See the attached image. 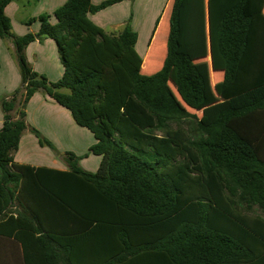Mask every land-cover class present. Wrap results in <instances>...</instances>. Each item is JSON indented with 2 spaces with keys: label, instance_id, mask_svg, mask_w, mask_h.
Instances as JSON below:
<instances>
[{
  "label": "trees",
  "instance_id": "obj_1",
  "mask_svg": "<svg viewBox=\"0 0 264 264\" xmlns=\"http://www.w3.org/2000/svg\"><path fill=\"white\" fill-rule=\"evenodd\" d=\"M12 1L0 0V39L14 46L21 85L0 100V239L26 255L29 243L47 255L57 246L65 264H264V219L241 212L264 210V0H172L152 75L129 23L108 34L90 19L123 0H68L22 37L5 12ZM46 38L64 67L58 82L26 57ZM155 56L156 69L164 49ZM39 92L94 135L97 172L72 152L68 171L15 162L26 131L60 155L27 121ZM189 119L193 137L170 129Z\"/></svg>",
  "mask_w": 264,
  "mask_h": 264
},
{
  "label": "crops",
  "instance_id": "obj_2",
  "mask_svg": "<svg viewBox=\"0 0 264 264\" xmlns=\"http://www.w3.org/2000/svg\"><path fill=\"white\" fill-rule=\"evenodd\" d=\"M67 1L25 0V3L28 7H33V15L30 17L33 19L44 14L53 15ZM105 1L107 0H92V3L100 5ZM145 1L123 0L90 15V19L108 34H120L129 23L138 34L136 51L143 58L142 73L152 75L162 68L167 55L172 0H147L148 5ZM19 11L18 0H13L5 10L11 19L15 34L22 37L28 33H38L41 25L38 21L31 26L23 25L26 20L17 25L13 22V16ZM146 41H149L147 46ZM4 45L3 40L0 39V96L12 94L21 84L19 67L14 57V46L12 42H8L7 47ZM162 46H164V56L158 68H152L151 62L156 58L155 55L163 51ZM26 57L33 69L47 77L50 82H58L63 77L64 67L53 39L46 38L31 43L26 49ZM27 121L54 145L60 155L48 146H41L36 136L26 131L14 156L16 163L68 171L69 166L62 156L72 152L81 158L86 156L79 163L83 170L92 173L98 171L102 158L90 152L91 147L96 143L94 135L88 129L80 127L71 112L47 94L39 92L32 97L27 106ZM3 123L4 118L0 108V128ZM45 249L37 243H29L26 255L22 243L14 239H0V264H65L62 256L59 260V247L47 248L55 249L56 253L51 255H47Z\"/></svg>",
  "mask_w": 264,
  "mask_h": 264
},
{
  "label": "rangeland",
  "instance_id": "obj_3",
  "mask_svg": "<svg viewBox=\"0 0 264 264\" xmlns=\"http://www.w3.org/2000/svg\"><path fill=\"white\" fill-rule=\"evenodd\" d=\"M145 3H146V5L149 4L147 0L145 1ZM18 6H20V11L17 14H15V16H13V22L17 25L21 21L26 20V22H24L23 25L28 26L26 23L29 20H27V19H30L31 15H33V7L32 6L28 7L26 5V3H25V0H18ZM24 6H27V7L24 8ZM12 31L14 32L13 29H12ZM163 37H164V35H163ZM3 42L5 44L4 46L7 47L8 46V41H3ZM148 43H149V41L148 42L146 41V46L148 45ZM222 75H223L222 73L213 72L212 73L213 82L216 83L218 81V79L220 80ZM1 97H2V95L0 96V100H1ZM0 108L2 110L1 103H0ZM189 112L191 114H193V115H197L198 117L202 116L201 112H196V111L191 110V109H189ZM2 113H3V110H2ZM179 127L183 131L188 133L191 137L194 136V133H192L193 132V128L195 127V120L194 119H189V120L185 121L184 123H182L181 125H178V124H175V123L170 124V129H172V130H177ZM158 135H164V133L163 132H158ZM83 157H86V156H82V159H83ZM241 212L243 214H245L246 216L251 217V218L259 217V218L264 219V210H262V209H260V208H258L256 206L250 207V208L244 206V207H242Z\"/></svg>",
  "mask_w": 264,
  "mask_h": 264
}]
</instances>
